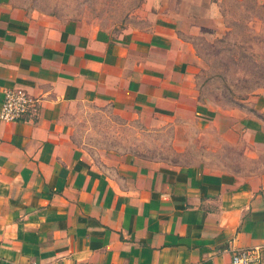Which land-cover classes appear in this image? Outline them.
<instances>
[{
  "label": "crops",
  "instance_id": "1",
  "mask_svg": "<svg viewBox=\"0 0 264 264\" xmlns=\"http://www.w3.org/2000/svg\"><path fill=\"white\" fill-rule=\"evenodd\" d=\"M176 20L113 34L0 0V106L8 87L36 98L0 119V264H225L253 245L264 260V171L96 156L71 136V113L92 104L195 115L264 146V97L247 116L199 99L195 48Z\"/></svg>",
  "mask_w": 264,
  "mask_h": 264
},
{
  "label": "rangeland",
  "instance_id": "2",
  "mask_svg": "<svg viewBox=\"0 0 264 264\" xmlns=\"http://www.w3.org/2000/svg\"><path fill=\"white\" fill-rule=\"evenodd\" d=\"M11 2L113 34L149 26L155 15L177 19L180 32L195 48L193 74L199 99L225 115L232 109L245 116L260 114L255 101L264 97V7L257 4L252 9L254 0ZM255 11L261 16H254ZM69 126L74 141L96 156L114 150L175 165L201 162L243 175L264 171V146L256 147L249 138L231 132L216 134L213 124L195 115L143 117L123 115L110 106L81 104L71 113Z\"/></svg>",
  "mask_w": 264,
  "mask_h": 264
},
{
  "label": "built area",
  "instance_id": "3",
  "mask_svg": "<svg viewBox=\"0 0 264 264\" xmlns=\"http://www.w3.org/2000/svg\"><path fill=\"white\" fill-rule=\"evenodd\" d=\"M35 103L36 98L25 88L20 86L5 88L0 106V119L7 121L20 119L34 107ZM262 262L261 245H253L233 249L230 258L225 264H262ZM26 264L36 263L29 261Z\"/></svg>",
  "mask_w": 264,
  "mask_h": 264
},
{
  "label": "trees",
  "instance_id": "4",
  "mask_svg": "<svg viewBox=\"0 0 264 264\" xmlns=\"http://www.w3.org/2000/svg\"><path fill=\"white\" fill-rule=\"evenodd\" d=\"M239 1H241V2H243V1H246V0H239ZM260 3H257V0H254V2H252V5H251V8L253 9V8H256L257 9V4H260V6H262V7H264V1H259ZM255 9V10H256ZM254 16H258V17H260L261 15H259V13H257V11H255L254 12V14H253Z\"/></svg>",
  "mask_w": 264,
  "mask_h": 264
}]
</instances>
